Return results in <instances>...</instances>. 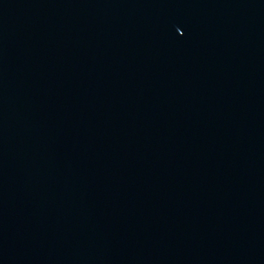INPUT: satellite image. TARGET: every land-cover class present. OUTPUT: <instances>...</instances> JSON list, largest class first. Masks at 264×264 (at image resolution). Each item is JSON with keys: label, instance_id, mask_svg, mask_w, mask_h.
<instances>
[{"label": "water", "instance_id": "1", "mask_svg": "<svg viewBox=\"0 0 264 264\" xmlns=\"http://www.w3.org/2000/svg\"><path fill=\"white\" fill-rule=\"evenodd\" d=\"M0 264H264V0H0Z\"/></svg>", "mask_w": 264, "mask_h": 264}]
</instances>
